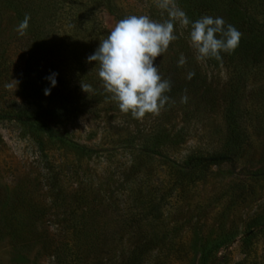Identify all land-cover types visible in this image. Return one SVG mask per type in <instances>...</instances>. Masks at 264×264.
<instances>
[{
  "label": "rangeland",
  "instance_id": "obj_1",
  "mask_svg": "<svg viewBox=\"0 0 264 264\" xmlns=\"http://www.w3.org/2000/svg\"><path fill=\"white\" fill-rule=\"evenodd\" d=\"M112 2L111 10H96L107 32L129 15L167 19L155 0ZM176 3L191 21L201 18L192 19L187 0ZM18 24L11 8H0V264H56L39 245L26 250L13 245L2 228L7 212L40 210L23 220L54 233L57 223L87 205L102 210L100 221H110L104 264H127V250L150 238L157 245L139 264H204L203 255L210 264H264V61L248 78L229 82L224 63L198 61L188 31L176 24L178 38L154 61L161 78L171 84L158 115L134 119L104 93L101 100L80 101L75 113L51 119L70 140L92 151L42 133L38 145L27 127L4 117L24 104L29 37L18 34ZM181 54L186 63L178 66ZM189 72L195 73L190 80ZM61 79L71 86L74 78H55L59 89ZM97 80V88L104 90ZM230 83L237 87L241 139L229 152L232 159L182 168L188 155L226 149ZM183 96L187 102H181ZM144 146L156 153L139 152Z\"/></svg>",
  "mask_w": 264,
  "mask_h": 264
},
{
  "label": "trees",
  "instance_id": "obj_2",
  "mask_svg": "<svg viewBox=\"0 0 264 264\" xmlns=\"http://www.w3.org/2000/svg\"><path fill=\"white\" fill-rule=\"evenodd\" d=\"M187 3L193 20L202 16L222 17L225 27L231 24L242 33L234 51L220 54L229 82H240L255 70H261L264 61V0H187ZM99 6L111 10L113 2L0 0V8H11L19 23L25 14L30 16L29 26L25 31L29 37V48L23 69L26 86L22 90L24 104H18L11 112L4 114V117L27 127L38 145L41 144L39 134L42 133L58 142H67L86 152L92 151V147L70 140L51 123V119L75 113L80 101H98L102 94L109 95L105 89L97 88L98 63L87 61V57L94 53L99 42L109 33L104 31L96 16ZM52 73L57 74L55 78H74L71 86L70 82L67 85L62 79L61 89L57 85L52 86L46 79ZM83 78H89V83L85 84L91 86V93L83 92ZM45 89H50L48 95L44 94ZM236 90L235 84L230 83L226 92L227 100L229 99L225 107L228 133L226 149L188 155L179 164L182 168H206L232 159L229 152L241 140ZM138 151L144 154L156 153L155 149L145 146L139 147ZM37 211L40 210L24 207L21 210H10L5 215L2 228L11 235L17 249L26 250L39 245L52 256L56 264H104L105 254L110 251L107 235L111 227L110 221H100V218L103 219V212L98 206L87 205L79 213L70 214V220L57 223V232L54 233H50L46 227L39 229L36 222L23 220L24 217L29 218V215L34 217ZM43 215L44 213L41 217ZM156 245L153 238L136 242L127 250V264H139L146 252ZM202 262L210 264L212 260L208 255H203Z\"/></svg>",
  "mask_w": 264,
  "mask_h": 264
},
{
  "label": "clouds",
  "instance_id": "obj_3",
  "mask_svg": "<svg viewBox=\"0 0 264 264\" xmlns=\"http://www.w3.org/2000/svg\"><path fill=\"white\" fill-rule=\"evenodd\" d=\"M155 3L167 13V19L158 22L147 15L126 16L116 22L94 53L87 57L88 62L98 63V77L119 110L138 120L146 113L158 115L169 99L165 93L171 90L170 81L161 78L154 61L178 38L176 24L188 31L187 39L198 61L206 58L220 60L221 52L234 51L242 36L233 25L225 27L222 17L202 16L191 21L176 0H155ZM29 20L30 16L25 14L16 27L18 34L25 33ZM185 63L186 58L181 54L178 66ZM56 75L52 73L46 77L52 86L56 84ZM194 75L189 72L186 78L190 80ZM14 82L16 88L18 81ZM6 87L12 88L13 84ZM81 88L86 93L91 91L88 84H81ZM49 93L50 89L44 90L45 95ZM181 102H187V96H183Z\"/></svg>",
  "mask_w": 264,
  "mask_h": 264
}]
</instances>
